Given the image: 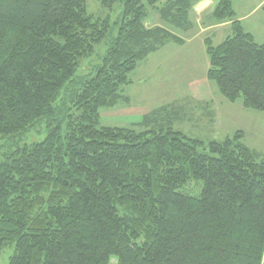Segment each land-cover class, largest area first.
<instances>
[{
    "label": "trees",
    "instance_id": "obj_1",
    "mask_svg": "<svg viewBox=\"0 0 264 264\" xmlns=\"http://www.w3.org/2000/svg\"><path fill=\"white\" fill-rule=\"evenodd\" d=\"M99 1L122 3L115 36L85 0H0V135L46 125L41 142L0 161V252L14 245L8 264H264V160L243 132L205 147L165 130L174 105L144 116L140 132L98 128L139 63L184 44L147 27L149 10L185 33L200 0ZM210 17L232 33L217 46L204 40L207 80L264 113V43L232 0H215ZM102 42L101 63L75 77Z\"/></svg>",
    "mask_w": 264,
    "mask_h": 264
},
{
    "label": "rangeland",
    "instance_id": "obj_2",
    "mask_svg": "<svg viewBox=\"0 0 264 264\" xmlns=\"http://www.w3.org/2000/svg\"><path fill=\"white\" fill-rule=\"evenodd\" d=\"M201 1L203 0L194 5L193 9ZM263 2L264 0H232V9L235 17H244ZM85 3L89 14L108 19L111 34L115 36V24L120 19L122 3L119 1L110 8L102 6L99 0H85ZM263 7L264 3L243 22L236 19L258 44L264 43ZM192 11L190 20L193 28L184 33L163 23L156 12L149 10V17L145 21L147 27L158 25L168 28L183 39L184 44L169 43L139 63L129 74L130 83L121 87L120 95L123 100L114 107L99 110L98 128L132 129L140 132L143 129L138 124L144 116L161 107L174 105L178 114L165 130L171 128L189 139L200 141L205 147L212 141H223L241 131L244 134L241 142L257 155L258 161L264 160V113L245 109L240 99L234 103L228 102L219 94L215 84L206 78L209 59L204 40L210 38L213 46H217L231 36L230 27L201 33L199 27L213 22L210 17L213 7L199 11V18ZM106 48V42L95 46L92 56L81 62L75 77L85 75L89 69L100 64ZM64 91L60 98L64 96ZM59 100L53 104V108L59 106ZM61 124L64 131L65 125ZM45 135V120L37 123L23 137L0 135V161L9 150L39 143ZM199 151L202 152L203 148L199 147ZM191 184L192 182L186 187ZM13 251L14 245L6 246L0 252V264H8ZM112 263L114 264V260Z\"/></svg>",
    "mask_w": 264,
    "mask_h": 264
},
{
    "label": "crops",
    "instance_id": "obj_3",
    "mask_svg": "<svg viewBox=\"0 0 264 264\" xmlns=\"http://www.w3.org/2000/svg\"><path fill=\"white\" fill-rule=\"evenodd\" d=\"M264 3V2H263ZM263 3H260L257 7H255L254 9H253V11L255 10H257V9H259L260 8V5L261 4H263ZM214 5H215V0H203V1H201V3H199L194 9H193V13L195 14V17L196 18H199V11H205V9H208V8H210V7H214ZM199 7H202V8H200L199 9ZM199 9V10H198ZM197 11V12H196ZM253 11H251L248 15H246V16H244V17H238L237 15H236V19L237 20H239L240 22H243L247 17H249L251 14H252V12ZM242 24V23H241ZM243 26V25H242ZM195 27V26H194ZM227 27H230V22H226V23H222V24H217V23H215L214 21L213 22H208V24L207 25H205V26H201V27H199L200 28V31L199 32H201V33H204V32H208V31H211V30H214V29H225V28H227ZM244 29V28H243Z\"/></svg>",
    "mask_w": 264,
    "mask_h": 264
}]
</instances>
